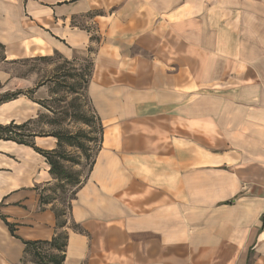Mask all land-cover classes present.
<instances>
[{
	"label": "crops",
	"instance_id": "obj_1",
	"mask_svg": "<svg viewBox=\"0 0 264 264\" xmlns=\"http://www.w3.org/2000/svg\"><path fill=\"white\" fill-rule=\"evenodd\" d=\"M0 46V124L32 117L27 62L88 52L104 130L66 224L0 139V264L60 233L62 264H264V0H0Z\"/></svg>",
	"mask_w": 264,
	"mask_h": 264
},
{
	"label": "rangeland",
	"instance_id": "obj_2",
	"mask_svg": "<svg viewBox=\"0 0 264 264\" xmlns=\"http://www.w3.org/2000/svg\"><path fill=\"white\" fill-rule=\"evenodd\" d=\"M92 68L90 53L78 52L70 59L59 53L36 57L18 70L33 72L32 92L27 93L33 100V109L16 139L31 143L39 137L45 141L41 148L49 151L59 169L41 191V199L58 209L60 223L65 224L70 220L76 190L88 178L103 142V123L87 94ZM48 141L54 146L50 147ZM38 246L43 256L29 255L31 264L48 262L53 255L62 256V251H54L49 245Z\"/></svg>",
	"mask_w": 264,
	"mask_h": 264
},
{
	"label": "trees",
	"instance_id": "obj_3",
	"mask_svg": "<svg viewBox=\"0 0 264 264\" xmlns=\"http://www.w3.org/2000/svg\"><path fill=\"white\" fill-rule=\"evenodd\" d=\"M0 51H1V46H0ZM20 93L21 92H12V93L8 92L5 94H2L0 96V102L11 100L12 98L17 97L18 94H20ZM25 125H26V123L16 124L13 122H11L10 124H7V125L0 124V139L12 140V141H15L19 144L31 146L36 152L40 153L41 155H43L46 158V161L50 165L51 176L55 173L57 174L59 167L57 165V162L50 156L49 151H46V150L42 149L41 147L37 146L35 140L31 143H28V142H25L23 140L16 139L17 135H21V133H18V130L19 131L22 130L23 127H25ZM40 200L42 203L48 204V202L41 199V197H40ZM12 231H13V229H12ZM67 238H68V236L66 233H60V234L56 235L50 241H29V242H26L27 251H28L29 255H31V256L34 255L35 257H38V256L42 255L41 251L38 250L39 249L38 245H49L52 248V250H54V251H62V256L57 257V256L53 255L51 258L48 259V262H52V264H62L64 261V257H65L64 251H65V247L67 245ZM48 262L44 261L43 264H49Z\"/></svg>",
	"mask_w": 264,
	"mask_h": 264
}]
</instances>
